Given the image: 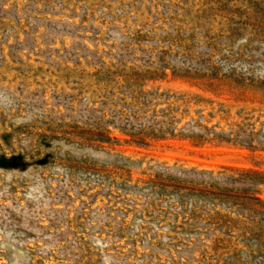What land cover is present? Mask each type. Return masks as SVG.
<instances>
[{"label":"rangeland","instance_id":"1","mask_svg":"<svg viewBox=\"0 0 264 264\" xmlns=\"http://www.w3.org/2000/svg\"><path fill=\"white\" fill-rule=\"evenodd\" d=\"M0 264H264V0H0Z\"/></svg>","mask_w":264,"mask_h":264}]
</instances>
